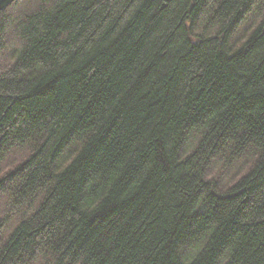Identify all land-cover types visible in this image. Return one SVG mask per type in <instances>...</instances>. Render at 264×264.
<instances>
[{
  "label": "trees",
  "instance_id": "1",
  "mask_svg": "<svg viewBox=\"0 0 264 264\" xmlns=\"http://www.w3.org/2000/svg\"><path fill=\"white\" fill-rule=\"evenodd\" d=\"M1 199L0 264H264V0H13Z\"/></svg>",
  "mask_w": 264,
  "mask_h": 264
},
{
  "label": "rangeland",
  "instance_id": "2",
  "mask_svg": "<svg viewBox=\"0 0 264 264\" xmlns=\"http://www.w3.org/2000/svg\"><path fill=\"white\" fill-rule=\"evenodd\" d=\"M247 24H248V22H247ZM246 24V22H245V24L243 25V29L242 30H246V28L248 29V27H249V25H250V23L247 25ZM255 24V20H253V22L251 23V25H254ZM248 26V27H247ZM243 31V32H244ZM11 164H12V162H10ZM4 204H5V202L3 201V199H1L0 200V217L2 216L3 217V212H5V209L3 208V206H4Z\"/></svg>",
  "mask_w": 264,
  "mask_h": 264
},
{
  "label": "water",
  "instance_id": "3",
  "mask_svg": "<svg viewBox=\"0 0 264 264\" xmlns=\"http://www.w3.org/2000/svg\"><path fill=\"white\" fill-rule=\"evenodd\" d=\"M13 0H0V11L7 7Z\"/></svg>",
  "mask_w": 264,
  "mask_h": 264
}]
</instances>
